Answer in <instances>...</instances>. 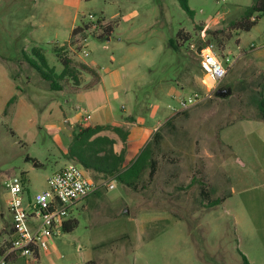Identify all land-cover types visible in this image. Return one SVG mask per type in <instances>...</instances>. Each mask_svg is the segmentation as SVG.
I'll use <instances>...</instances> for the list:
<instances>
[{
    "label": "rangeland",
    "instance_id": "1",
    "mask_svg": "<svg viewBox=\"0 0 264 264\" xmlns=\"http://www.w3.org/2000/svg\"><path fill=\"white\" fill-rule=\"evenodd\" d=\"M252 1L186 0L190 17L180 0H0V248L11 221L8 179L22 175L28 198L48 191L47 178L75 162L66 155L72 133L99 114L128 132L124 164L145 145L156 161L135 189L85 170L98 187L71 208L77 226L38 259L8 264H243L241 255L264 264V15L222 50L210 41L232 63L218 83L188 49L198 27L225 29ZM73 25L87 28L70 36ZM179 30L191 40L174 51L169 40ZM33 47L55 75L54 51L63 48L103 84L85 88L91 77L81 72L78 88L61 80L63 89L51 90L24 59ZM193 92L206 97L181 108ZM105 133L120 152L119 137Z\"/></svg>",
    "mask_w": 264,
    "mask_h": 264
},
{
    "label": "trees",
    "instance_id": "2",
    "mask_svg": "<svg viewBox=\"0 0 264 264\" xmlns=\"http://www.w3.org/2000/svg\"><path fill=\"white\" fill-rule=\"evenodd\" d=\"M180 6L187 15L192 17L193 11L188 7L186 0H180ZM261 15H264V0H253L252 4L248 6L242 16L238 20H234L228 24L225 29L204 31L207 40L215 41L219 49H224L227 41L230 40L232 33L247 32L258 21ZM98 22L100 20H97ZM86 26H77L71 31L70 36H74L83 30ZM111 27L108 25L103 28V33L109 35ZM202 28L198 27V31ZM191 40V35L179 30L174 38L169 40V46L172 50L177 51L181 44ZM199 42V39H198ZM56 58L60 63L62 69L59 74L55 75L52 68L47 64L45 55L42 53L41 48L33 47L31 49L32 56L29 57L23 53L24 59L27 63L34 68L41 77L48 82L49 88L53 91H61L63 87L59 85L61 80H70L75 87L81 85L80 73L84 72L91 77V80L85 85V88H90L99 81L97 71L83 62H75L73 59L65 54L63 48L56 49ZM258 110L261 117L264 118V82L258 91ZM15 97H12L14 100ZM9 101V103H10ZM103 131H111L115 133L123 144V148L119 153L113 150L114 140L107 136H100L99 133ZM128 137V132L119 126L111 125H95V126H80L75 132L72 133L70 143L66 149V155L69 159L77 162L84 170L93 173L94 175L101 176L102 178L116 179L125 187L135 189L136 183L141 173L149 168L148 176L152 178L156 161L151 157L153 148L145 145L140 151L127 163L125 162L124 143ZM159 139V134H153V143L155 144ZM193 178L191 179L192 183ZM200 183V181L198 182ZM94 193H97L95 191ZM222 199H215V204H218ZM77 226L76 220H68L64 223L62 229L65 232L72 231ZM1 252V251H0ZM242 256L243 264H249L246 258ZM88 264H94L92 261Z\"/></svg>",
    "mask_w": 264,
    "mask_h": 264
},
{
    "label": "built area",
    "instance_id": "3",
    "mask_svg": "<svg viewBox=\"0 0 264 264\" xmlns=\"http://www.w3.org/2000/svg\"><path fill=\"white\" fill-rule=\"evenodd\" d=\"M204 31H200L199 42L190 43L188 49L196 56L199 69L206 79L218 83L232 63L225 53L216 51ZM205 97L193 92L180 102V106L190 107ZM46 182L48 191L28 198L24 196L22 175L8 179L5 185L9 194L6 208L11 221L7 239L0 248V264H8L18 258L38 259L39 252L47 251L53 238L63 231L71 208L98 187L77 162L67 163L50 175ZM106 188L112 190L114 185L106 183Z\"/></svg>",
    "mask_w": 264,
    "mask_h": 264
},
{
    "label": "crops",
    "instance_id": "4",
    "mask_svg": "<svg viewBox=\"0 0 264 264\" xmlns=\"http://www.w3.org/2000/svg\"><path fill=\"white\" fill-rule=\"evenodd\" d=\"M78 25H76V26H72L71 28H70V30L72 31L75 27H77ZM29 27L31 28V27H34V25L33 24H31L30 23V25H29ZM86 64V63H85ZM88 65V64H87ZM88 66H90V65H88ZM90 67H92V66H90ZM93 68V67H92ZM98 84L100 85V84H103V77L102 76H100L99 75V81H98ZM124 93L126 92V91H123ZM103 116V114H99V116H98V121H96V122H94V123H83V127H85V126H95V125H100V126H102V125H111V126H117L116 124H117V122L116 123H113V122H100V119L101 118H103L102 117ZM120 122V121H119ZM235 125V124H234ZM105 132H107V131H103V132H101V133H99L98 135H100V136H107L108 138H111L112 139V137L110 136V135H108V134H106ZM67 149V148H66ZM113 150H114V148H113ZM114 152L115 153H117L115 150H114ZM119 153V152H118Z\"/></svg>",
    "mask_w": 264,
    "mask_h": 264
},
{
    "label": "water",
    "instance_id": "5",
    "mask_svg": "<svg viewBox=\"0 0 264 264\" xmlns=\"http://www.w3.org/2000/svg\"><path fill=\"white\" fill-rule=\"evenodd\" d=\"M34 166H37L36 164H34Z\"/></svg>",
    "mask_w": 264,
    "mask_h": 264
}]
</instances>
